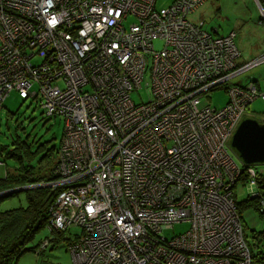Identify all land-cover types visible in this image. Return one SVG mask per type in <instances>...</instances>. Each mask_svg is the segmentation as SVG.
<instances>
[{
  "label": "built area",
  "instance_id": "2783aa9c",
  "mask_svg": "<svg viewBox=\"0 0 264 264\" xmlns=\"http://www.w3.org/2000/svg\"><path fill=\"white\" fill-rule=\"evenodd\" d=\"M157 1L0 0V116L17 91L65 120L47 228H81L73 264H252L235 194L250 183L263 211L264 170L230 143L264 90L230 80L264 52L241 65L235 31L190 19L214 0ZM216 89L226 104L202 107ZM178 222L191 227L165 236Z\"/></svg>",
  "mask_w": 264,
  "mask_h": 264
},
{
  "label": "rangeland",
  "instance_id": "374dc122",
  "mask_svg": "<svg viewBox=\"0 0 264 264\" xmlns=\"http://www.w3.org/2000/svg\"><path fill=\"white\" fill-rule=\"evenodd\" d=\"M259 1L263 0L210 1L203 4L196 13L190 16V19L195 22L203 21L206 29L211 31L218 29L220 34L223 35L232 30L236 31L235 43L242 54L239 58L242 65L256 56L260 42L264 38V16ZM173 2L174 0H158L157 6L158 8L169 7ZM162 48L163 41L156 40L155 49L159 51ZM257 74L263 76L264 63L232 78L230 83H247L252 78H258ZM61 85L63 84L61 83ZM150 97V91L145 88L140 92L134 91L132 93V99L137 104L149 101ZM228 98V92L225 89H216L203 98L202 107L205 104H211L213 107H223ZM249 108L250 115L259 122L264 120V102L262 99H257L251 103ZM64 130L65 120L63 117L46 116L34 100H25L20 97L17 91H12L4 102V108L0 116V146L3 148L1 159L4 162L0 169V177H4L7 169L11 171L19 168L22 162L25 167L40 168L42 173L48 174L57 162ZM24 142H27L30 149L31 163L27 162V159H23L26 156L25 148L22 147ZM15 148H21L22 152L13 157L10 153ZM260 168L264 170V167ZM251 189H254V186L250 183H239L236 189L237 200L240 202L247 199ZM26 204V195L22 192L18 196L2 201L0 209L9 210ZM243 216L245 219L244 224L247 226V238L252 243L256 242L257 247L253 246L256 251L255 264H264V214L255 208L249 207L244 210ZM190 227L189 222H178L172 228L166 230L164 234L168 238H172L174 235L186 233ZM48 233L49 231L46 229L39 237L45 240L44 238ZM80 233L81 228L71 227L67 231L66 237H73L74 234ZM31 245L29 244V246ZM41 249L42 245L35 252H27L17 264H73L72 254L68 251L65 242L59 243L54 248L49 245L44 251ZM39 251H41L40 254Z\"/></svg>",
  "mask_w": 264,
  "mask_h": 264
},
{
  "label": "trees",
  "instance_id": "16d2710c",
  "mask_svg": "<svg viewBox=\"0 0 264 264\" xmlns=\"http://www.w3.org/2000/svg\"><path fill=\"white\" fill-rule=\"evenodd\" d=\"M261 4L264 6V0L261 1ZM22 147L25 148L24 152H26V156L23 159H27V162L31 163V153L27 142L22 143ZM0 151L1 158L3 152L1 146ZM21 152V148H15L11 151L10 155L16 157L17 154ZM56 164L57 162L50 169L48 174H45L44 172L42 173L40 168L30 166L25 167L23 162L21 166L15 170L8 171L7 169L4 177L0 178V193L17 187L53 181L55 179L53 170ZM257 182L258 190L264 199V171L259 174ZM22 192L26 195L27 204L25 206L22 205L9 210L0 209V264H17L24 254L30 251L35 252L45 240H49L51 247L54 248L62 241L68 245L73 238L66 237L67 231H49L47 228L50 208L59 189L45 187L28 189L13 194H4L0 196V203L7 198L18 196ZM260 200V198H251L250 195L243 201L239 202L236 200L239 214L243 222L245 235L247 226L244 224V210L250 207L257 209L264 214V210H261ZM46 229L49 233L44 238L45 240H43L39 236ZM256 233L257 232L255 231V234ZM247 237L248 236L246 235L247 244L251 251L252 264H255L256 251L253 249V246L257 247L256 242H250ZM29 244L32 245L29 246Z\"/></svg>",
  "mask_w": 264,
  "mask_h": 264
},
{
  "label": "water",
  "instance_id": "95a60500",
  "mask_svg": "<svg viewBox=\"0 0 264 264\" xmlns=\"http://www.w3.org/2000/svg\"><path fill=\"white\" fill-rule=\"evenodd\" d=\"M259 6L264 10L259 1ZM234 31V30H233ZM236 32V31H235ZM231 148L239 161L245 166H263L264 165V122L261 123L252 117H245L238 125L231 139ZM47 184H34L30 186L17 187L5 192L4 194H13L33 188H43Z\"/></svg>",
  "mask_w": 264,
  "mask_h": 264
},
{
  "label": "crops",
  "instance_id": "0c3cea01",
  "mask_svg": "<svg viewBox=\"0 0 264 264\" xmlns=\"http://www.w3.org/2000/svg\"><path fill=\"white\" fill-rule=\"evenodd\" d=\"M213 30H215V29H213ZM233 31V30H232ZM223 35V34H222ZM264 52V38L262 39V41L260 42V46H259V50H258V52H257V54H256V56L255 57H253V58H251L248 62H250V61H252L253 59H255L256 57H258L259 55H261L262 53ZM242 55V54H241ZM241 75V74H240ZM240 75H238V76H240ZM258 75V78L257 77H255V78H252L251 80H249L248 82H251V83H254V84H256V86H258V88L260 89V90H264V74H263V76H262V74H257ZM247 82V83H248ZM237 83H239V84H247L246 82H237ZM248 117H252V118H254L252 115H250V113L248 112V115H247ZM261 123H263L264 122V120H262V121H260ZM264 166V165H263ZM3 178V177H2ZM62 242H64V241H62ZM58 246V245H57ZM56 246V247H57ZM38 249V248H37ZM37 251V250H36ZM31 252V251H30ZM39 254H40V251H39Z\"/></svg>",
  "mask_w": 264,
  "mask_h": 264
},
{
  "label": "bare ground",
  "instance_id": "6f19581e",
  "mask_svg": "<svg viewBox=\"0 0 264 264\" xmlns=\"http://www.w3.org/2000/svg\"><path fill=\"white\" fill-rule=\"evenodd\" d=\"M27 4H29L28 1H27ZM255 59H256V58H255ZM177 149H179V147H177ZM171 160L176 161V159H174V158H172ZM45 185H46V184H45ZM47 185H48V186H46V187L51 188L50 185H49L48 183H47ZM46 248H47V247H46ZM43 249H45V248H43Z\"/></svg>",
  "mask_w": 264,
  "mask_h": 264
},
{
  "label": "clouds",
  "instance_id": "9594fccd",
  "mask_svg": "<svg viewBox=\"0 0 264 264\" xmlns=\"http://www.w3.org/2000/svg\"><path fill=\"white\" fill-rule=\"evenodd\" d=\"M263 7H264V6H263ZM249 109H250V108H249ZM248 111H249V110H248ZM247 115H248V112H247V114H246V116H245V117H247ZM245 117H244V118H245ZM260 167H263V166H260Z\"/></svg>",
  "mask_w": 264,
  "mask_h": 264
}]
</instances>
